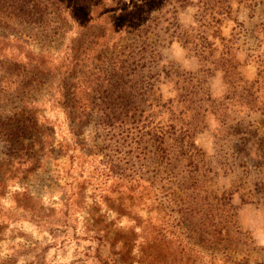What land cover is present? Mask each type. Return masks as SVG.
<instances>
[{
  "label": "rangeland",
  "instance_id": "374dc122",
  "mask_svg": "<svg viewBox=\"0 0 264 264\" xmlns=\"http://www.w3.org/2000/svg\"><path fill=\"white\" fill-rule=\"evenodd\" d=\"M175 1L0 0V264H100L99 255L105 264H264V84L250 91L255 108L232 107L227 138L208 111L189 179L154 147L137 156L114 78L89 100L109 59L135 49L146 13ZM191 4L180 24L196 26L199 6L220 14L221 35L235 32L241 76L264 82V0ZM168 41L162 64L195 74L213 99L230 96L224 72L208 74L209 64ZM170 89L162 86L166 97ZM191 197L204 212L189 220L172 201Z\"/></svg>",
  "mask_w": 264,
  "mask_h": 264
},
{
  "label": "trees",
  "instance_id": "16d2710c",
  "mask_svg": "<svg viewBox=\"0 0 264 264\" xmlns=\"http://www.w3.org/2000/svg\"><path fill=\"white\" fill-rule=\"evenodd\" d=\"M192 4L191 0H176L171 10L166 8L165 4L155 15L147 12L143 23L141 21L137 27L135 49H124L115 57L110 58V69L105 70L103 67L101 70L104 76L103 81L97 79L90 83L88 94L90 100L93 96L95 97L97 91L104 92L101 83L109 84L112 88L114 78L115 84L121 86L118 99L121 101L119 104L122 115L119 120L122 124L133 128L137 156L140 158L145 156V150L148 147H154L156 153L165 162L171 164L178 161L181 166L187 167V179L196 176L194 174L197 172L198 154L200 153L197 138L207 127L208 111L220 122L216 136L227 138L233 134L230 124L233 114L232 107L239 105L241 108H250V106L255 108L256 104L261 101L253 98V94L249 95L250 91L254 86L261 88L264 84L256 80L249 85L241 76L231 46L235 32L228 39L221 35L220 28L226 19L220 17V14H208L204 6H199L196 26L185 28L180 24L179 11ZM210 27L216 28L211 36L221 40L223 50L220 57H216L219 48L209 40ZM167 41L181 43L194 54V57L209 64L208 68L207 65H203L207 68L208 74L212 75L213 71L224 72V79L231 89L230 96L223 101L213 99L210 94L202 91V84L195 74L181 71L173 64H162L163 59L159 48ZM163 85L172 88L170 89L171 96H165L162 90ZM110 116L109 113L105 115L108 122ZM106 124L109 125V123ZM193 198L195 197H191V201L176 198L172 201L180 207V211L189 220L194 219L198 211L204 212L203 205L200 211L197 206L201 205L194 204ZM212 226L215 228L214 232L217 230L222 232L216 224L213 223ZM211 233L205 232L204 234L213 236ZM190 246L189 249L192 252L201 253L200 250ZM188 254L191 257V252ZM99 260L100 264L106 262L101 255H99Z\"/></svg>",
  "mask_w": 264,
  "mask_h": 264
}]
</instances>
